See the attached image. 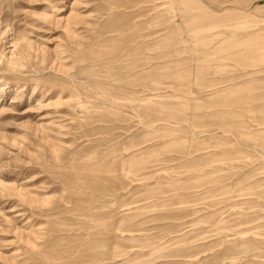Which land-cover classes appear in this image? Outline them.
Listing matches in <instances>:
<instances>
[{
	"label": "rangeland",
	"instance_id": "rangeland-1",
	"mask_svg": "<svg viewBox=\"0 0 264 264\" xmlns=\"http://www.w3.org/2000/svg\"><path fill=\"white\" fill-rule=\"evenodd\" d=\"M0 264H264V0H0Z\"/></svg>",
	"mask_w": 264,
	"mask_h": 264
}]
</instances>
